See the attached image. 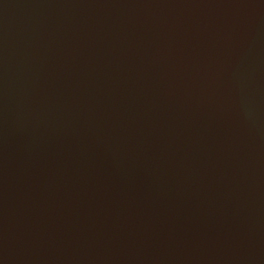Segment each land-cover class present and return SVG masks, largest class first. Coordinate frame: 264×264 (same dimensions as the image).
Listing matches in <instances>:
<instances>
[{
    "label": "water",
    "instance_id": "obj_1",
    "mask_svg": "<svg viewBox=\"0 0 264 264\" xmlns=\"http://www.w3.org/2000/svg\"><path fill=\"white\" fill-rule=\"evenodd\" d=\"M0 264H264V0H0Z\"/></svg>",
    "mask_w": 264,
    "mask_h": 264
}]
</instances>
